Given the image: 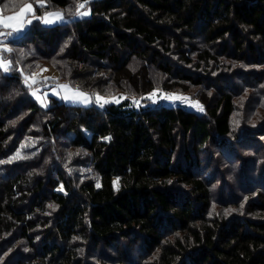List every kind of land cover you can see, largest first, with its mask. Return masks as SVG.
Wrapping results in <instances>:
<instances>
[{"label":"trees","instance_id":"1","mask_svg":"<svg viewBox=\"0 0 264 264\" xmlns=\"http://www.w3.org/2000/svg\"><path fill=\"white\" fill-rule=\"evenodd\" d=\"M20 1L35 2L0 0V11L16 10ZM46 1V8L34 4L35 14L85 2ZM86 4L88 16L66 23L44 26L35 19L4 53L12 63L10 72L0 69V161L13 160L20 135L6 143L17 124L30 136V125L37 126L45 140L27 148L30 161L15 159L13 172L0 163V239L14 232V241L31 248L23 257L32 255V264H264V145L258 144L264 129L254 128L261 113L246 117L239 142L226 143L235 136L234 95L242 92L234 81L264 85V0ZM66 41L56 62L62 78L69 75L65 79L82 90L107 88L128 97L103 107L49 97L43 115L17 64L34 55L49 58ZM175 82L215 90L210 101L202 95L206 115L180 105H133L132 96L174 89ZM223 150L243 164V184L252 183L244 206L233 195L214 196L221 171H207L213 159L227 164L220 161ZM244 151L256 155L242 158ZM73 153L79 159H68ZM234 175L230 169L229 178ZM131 250L139 253L131 257Z\"/></svg>","mask_w":264,"mask_h":264},{"label":"rangeland","instance_id":"2","mask_svg":"<svg viewBox=\"0 0 264 264\" xmlns=\"http://www.w3.org/2000/svg\"><path fill=\"white\" fill-rule=\"evenodd\" d=\"M34 1L35 2L20 1L19 6H18V8H16V10H13L10 12H3V13L5 14V13L15 12V11L19 10V8L22 7L25 3H32L33 7H34V4H36V3H37L36 5H38V2L36 0H34ZM45 3L47 5L46 0H45ZM79 3H84V2L77 1L76 7ZM76 7H74V5H71L70 8H67L65 10H61L59 8H52L50 10H46V11H50V12H61V13H63V16H64L63 20H58L52 24H48L47 26L66 23L72 19L81 18L79 16L74 15V13L76 11ZM88 7L89 6L86 4L85 8L82 10L89 11ZM1 10L4 11L2 8H1ZM46 11H44L40 15H38V13H36V14L38 15V17H43L44 16L43 14ZM68 13H70L69 14L70 16L66 15ZM84 17H86V16H84ZM37 20H39L38 21L39 24L44 25V23L42 22V19H37ZM68 43L69 42L66 41V43L62 47H60L59 50L52 53L49 57V58H52L51 60H49V58H46L45 56H42V55H34V57L27 59V61H26L27 64L25 62L24 66L17 64L18 65L17 69H18V71L21 72L22 83L27 88V93L31 97L30 99H32L38 105V107L40 108L43 115H46V113L49 110V107L51 104L49 97H54L58 100H62L67 105L81 106V107L98 105L95 102V94H99L100 96H103V97L109 98V99L112 97H115L116 102H119L124 97H128L127 95H125V93L123 91H120V90H117L114 93H110V92L108 93L107 88H101L99 90H93V89L92 90H90V89L89 90H82L79 86L74 85V84L72 85L69 80L65 79L69 75L66 76L65 78H62L60 71H58V69L56 67V62L60 64V62L57 59V56L62 54L63 52H65V50L68 48ZM19 49L21 50V48H19ZM24 58H25V56H24ZM104 63H106V62H104ZM10 68H11V66H10ZM249 69H259V68L250 67ZM260 69L264 70V67H262ZM189 70L191 72L196 73V74L200 73V68L199 69L198 68H196V69L189 68ZM8 72H10V70ZM221 73L228 74L231 72L227 71V70H222ZM33 74H35L36 83L32 84L31 81H29V84H31V87H29L28 85L25 84V77L32 76ZM68 74H69V72H68ZM241 79L242 78H237V80H235L236 82L233 80L234 85L235 86L237 85L236 86L237 90L238 91L242 90V92L235 93V95H234V99H235L234 103L236 105V111L234 114V119L232 121V129L234 131L235 136L230 137L229 139H226V143L230 144V145L233 143V140H235V142L240 141V139L243 135V127H245V125H249L248 123L247 124L245 123L246 117L251 118L253 114L255 115L257 113H261L262 117H260L261 118L260 120L255 118L254 128L257 132H261V129H264V125H263L258 130V127L260 126V124L264 123V85H263V87L261 86V83H259V84L254 83L252 85L250 84V86L247 83L245 85L244 83H241V81H242ZM251 80H253V79H249V82H251ZM175 83H178V82H175ZM218 83L221 84L222 87L226 86L225 83H223V81H221V80H219ZM62 85H69V86H71L72 89H79L80 91L87 93L92 98V102L85 105L79 101H72V100L66 101V100H64L62 97L66 93L60 87ZM228 88H232V87L230 86ZM34 91L37 93L38 96L45 99L46 106L42 105L40 103V101L37 100L36 96H33L32 93ZM154 91L157 92L156 97H154V99L156 101L155 103H153V101L151 99H148V97ZM214 92H215V90H213V91H212V89L208 90L204 87L198 88L196 86H191V85L186 86V87H182V85L178 83L174 89H172V88L163 89L162 87H156L152 91H149V92L142 94L140 96H132L131 100L136 101V103L133 102L134 106L145 107V106H153L156 104L180 105V106L187 107L189 109H194L196 112L204 113L206 115L205 105L202 102V95L203 94L207 95V97H209L208 101H210L213 99V96L215 95ZM54 93H58V94H54ZM164 94H167L169 96L182 97L183 99H179V100L163 99L162 97ZM195 103H198L202 107L203 110H199L198 108L192 106ZM21 105L22 104H18L14 110L19 111V109L21 108ZM29 113H30V111L26 109V110H24L23 115H29ZM35 119L37 121H40L37 116ZM13 129H14V132L10 136L9 141L6 144L12 145L14 139L19 137V135H20V139H18V144H17V148L15 150V154H13L12 157L15 156L17 152H20L22 157H26L22 160H26V162H28V161H30L31 158L29 157L30 154H27L29 152L27 150V148L33 147L35 142L42 141L44 139V135L42 134L41 129L35 125H30V127H29V130L31 132V136L29 134H26V132H24V133L21 132L22 130H19L20 129L19 124L13 126ZM262 132H264V130H262ZM258 138L260 139V142L258 144L264 145V133L260 134L258 136ZM231 140H232V142H230ZM47 142H48V140H47ZM252 142L256 143L257 139H254ZM59 148H60V146H59ZM251 148H255V145L251 146ZM62 150L65 153L68 152V150H66L64 147L62 148ZM79 154L80 153H76V155H75L73 153L71 155V157H69L68 159H72L73 157H75V159H79V156H77ZM255 155L256 154L254 152L244 151V154L240 157H242V158L243 157L253 158V157H255ZM9 156L10 155H7L4 158V162L7 163V165H8L5 167V171L7 170V167H8V170L6 171L7 173L10 171L13 172L15 170V167H12V164H14V162H13L14 160H12L11 162H8ZM221 156H222V158H220V161L223 163L227 162V164L225 163L221 166L220 164L216 163L218 160L213 159V162L207 171V176L212 175L214 173V169H218L219 171H221L220 172L221 175L216 176V180L212 185V190L214 191V196L217 198L221 197L222 199H226V198L229 199V197L231 195H233L231 197L232 199L237 198L236 200H233V201H241L242 200L240 205L244 206L246 204L248 197H249V193H245L246 192L245 189H248V187H250L252 185V183H251V181H246L247 184L246 185L243 184V180H241V174H240V171H241L243 164H241V161H239V163L233 162V160L235 158L234 153L229 154L228 152H226V150H223V151H221ZM56 160L59 161V156L56 157ZM3 168L4 167H2V169ZM247 168L249 169V166H247ZM71 169H73V168H71ZM230 169H233V171L235 173L234 178H229V176H228ZM78 171L81 172V175H84L88 172V168H87V166L82 165V166H80V168H78ZM255 177H256L255 181H258V182L261 181L260 180L261 175H260L259 171L255 173ZM234 184H236V188L234 187ZM220 186H223L222 195L220 194V189H219ZM263 186H264V180H263ZM254 195H255V193L253 194V196ZM49 205H51V204H47V209L50 208ZM220 208H222L220 206V204H217L216 210H219ZM14 235H15L14 232H12L9 236H7V238L5 240L0 239V264H20V262L21 263L24 262L25 264H32L33 261L30 260V257L32 259V255H26V257H23L24 256L23 254H25V252H28L30 254L32 253L31 248L22 239L14 241L15 240V239L13 240ZM39 237L40 236H37V239ZM8 240H9V242H6ZM7 243H10V245L12 243L14 246L12 248L10 247L11 249L10 248L4 249L5 247H8ZM17 251H19L20 254H18ZM130 253L132 255L131 257H133L136 253H139V252H137V251L134 252L133 250H131ZM19 260H24V261H19ZM34 262L38 263V261H34Z\"/></svg>","mask_w":264,"mask_h":264},{"label":"snow or ice","instance_id":"3","mask_svg":"<svg viewBox=\"0 0 264 264\" xmlns=\"http://www.w3.org/2000/svg\"><path fill=\"white\" fill-rule=\"evenodd\" d=\"M38 6L41 8H46V3L45 0H37ZM87 3V0H85L84 3H79L76 7V11L74 15L79 16V17H84L90 14L89 11H84L82 9L85 8V5ZM35 11L36 9L33 7L32 3H27L24 4L22 7L19 8V11L14 14V15H2L0 14V28L5 29L7 31H0V52L3 53H10L12 52V48L8 47L7 40L9 38H14L15 36L19 35L25 27V19L29 16L32 15L34 18L37 19H42V22L45 24H52L58 20H63L64 16L63 13L61 12H50L46 11L45 15L43 17H35ZM27 23L30 24L31 20H27ZM11 61L7 60L5 58H0V69L3 70V72H8L10 70V65ZM29 81H31L32 84L36 83L35 80V74L32 76L25 77V84L31 87V84H29ZM64 91L65 95L62 97L64 100H72V101H79L82 102L83 104L87 105L92 102V98L87 94L79 89H72L71 86L69 85H62L60 86ZM33 96H36L37 100L40 101L42 105L46 106V102L44 98H41L40 96L37 95V93L34 91ZM58 94V93H54ZM157 92L154 91L148 99H151L153 103H155L154 97H156ZM163 99H171V100H179L183 99L182 97L178 96H169L167 94H164ZM95 102L99 106L103 107L104 104H107L109 102H116V98H105L103 96H100L99 94H95ZM136 103V101H133ZM192 106L198 108L199 110H203L202 107L198 104L195 103ZM238 123V122H237ZM26 157H22L20 152H17L14 157H12L13 160L15 159H24ZM11 162V161H8ZM0 163H4V161H0ZM99 186V185H98ZM50 208H54V205H49Z\"/></svg>","mask_w":264,"mask_h":264},{"label":"crops","instance_id":"4","mask_svg":"<svg viewBox=\"0 0 264 264\" xmlns=\"http://www.w3.org/2000/svg\"><path fill=\"white\" fill-rule=\"evenodd\" d=\"M25 4H27V3H25ZM18 11H19V10L15 11V12H12V13H5V14L2 13V12L0 11V14L5 15V16H7V15H14V14H16ZM43 15H45V13H44ZM35 17H38V15L35 14ZM29 19L31 20V23H32V22H33L35 19H37V18H34L32 15H29V16L25 19V27H24V30L21 32V34L15 36L14 39L21 37V36L26 32V30L28 29V27H29L30 24H31V23H30V24L27 23V20H29ZM47 25H48V24H45V23H44V26H47ZM0 31H7V30L0 28ZM11 39H12V38H10V40H11ZM10 40L8 39V40L6 41L7 44H8V47H10V45H9ZM0 58H5V59L9 60L8 57H7L3 52H0ZM10 66H11V65H10Z\"/></svg>","mask_w":264,"mask_h":264},{"label":"built area","instance_id":"5","mask_svg":"<svg viewBox=\"0 0 264 264\" xmlns=\"http://www.w3.org/2000/svg\"><path fill=\"white\" fill-rule=\"evenodd\" d=\"M10 39V38H9Z\"/></svg>","mask_w":264,"mask_h":264}]
</instances>
